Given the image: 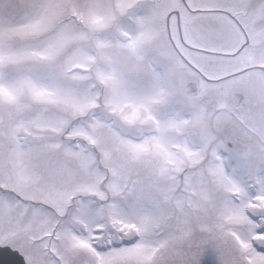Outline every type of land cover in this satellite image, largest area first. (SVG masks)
<instances>
[{
    "label": "snow or ice",
    "instance_id": "1",
    "mask_svg": "<svg viewBox=\"0 0 264 264\" xmlns=\"http://www.w3.org/2000/svg\"><path fill=\"white\" fill-rule=\"evenodd\" d=\"M72 82L102 85L120 128L156 127L29 139L5 114L0 264H264V0H0V102ZM189 123L195 151L150 167Z\"/></svg>",
    "mask_w": 264,
    "mask_h": 264
},
{
    "label": "rangeland",
    "instance_id": "2",
    "mask_svg": "<svg viewBox=\"0 0 264 264\" xmlns=\"http://www.w3.org/2000/svg\"><path fill=\"white\" fill-rule=\"evenodd\" d=\"M7 71L12 72L14 69L9 68ZM93 87H97L96 95L98 97V91L101 85L89 86L88 89H85L83 82H72L69 86L71 99L52 97L45 101H37L28 93H21L12 102H0V124L3 123L5 114L11 113L16 125L23 127L26 132L31 133L29 139L53 140L58 139L64 133V130L68 128L69 124L75 121L76 117L80 116L81 119L72 126L75 130L87 129L92 124H98L101 126L98 131L105 133L106 141L110 140V134H107L105 126H111L116 134L124 138L135 137L141 134H152L150 131H133L134 127L120 128L119 118L114 116L111 109L105 105L104 110L108 116L102 112L105 115L104 117L97 115L92 119L84 118L83 116L87 108L94 107L93 105H97L98 103L94 100L90 103H81L78 101L87 95V91ZM174 118L177 121L184 119L178 112L174 113ZM182 129L183 124L178 130L171 128L168 130L167 136L171 141L168 147L169 151L173 153V156L167 162L160 157H153L149 161L150 167L156 169L166 167L171 169L176 166L177 161L184 157L187 152L195 151L194 145L197 141L193 137V132H184ZM70 138L83 140V137L80 136H72ZM84 146H87L91 163L99 164L101 162L105 165L110 162L104 154L105 149L103 147H98L90 141H83L81 147ZM112 159L115 160L116 157L113 156Z\"/></svg>",
    "mask_w": 264,
    "mask_h": 264
},
{
    "label": "flooded vegetation",
    "instance_id": "3",
    "mask_svg": "<svg viewBox=\"0 0 264 264\" xmlns=\"http://www.w3.org/2000/svg\"><path fill=\"white\" fill-rule=\"evenodd\" d=\"M104 95V92H102V96L98 99V107H91V108H87V111L86 113L84 114V118H89V119H92L90 116L92 114H94V117H96L97 115H99L100 117H104L105 115L104 114H107L104 110V101L101 102V99ZM95 101V100H94ZM155 109H159L160 105L159 104H154L153 106ZM102 112L104 114H102ZM178 112V111H177ZM179 113V112H178ZM108 116V114H107ZM78 119H80L81 117L78 116L77 117ZM181 120V119H180ZM182 125V124H181ZM156 125L153 124L150 128H134L133 131H139V132H143V131H150V132H153V130L155 129ZM184 132H193V129L191 127V124H187V125H184L183 124V129H182ZM248 136L250 138V142H256V143H261V142H264V141H261V138L257 136V134L255 133V131H253L251 128H249V131H248Z\"/></svg>",
    "mask_w": 264,
    "mask_h": 264
},
{
    "label": "bare ground",
    "instance_id": "4",
    "mask_svg": "<svg viewBox=\"0 0 264 264\" xmlns=\"http://www.w3.org/2000/svg\"><path fill=\"white\" fill-rule=\"evenodd\" d=\"M103 101V97H102V99H101V102Z\"/></svg>",
    "mask_w": 264,
    "mask_h": 264
}]
</instances>
